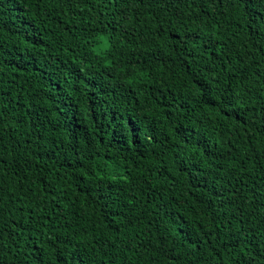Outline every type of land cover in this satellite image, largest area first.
Returning a JSON list of instances; mask_svg holds the SVG:
<instances>
[{"label":"trees","instance_id":"obj_1","mask_svg":"<svg viewBox=\"0 0 264 264\" xmlns=\"http://www.w3.org/2000/svg\"><path fill=\"white\" fill-rule=\"evenodd\" d=\"M0 264H264V0H0Z\"/></svg>","mask_w":264,"mask_h":264}]
</instances>
